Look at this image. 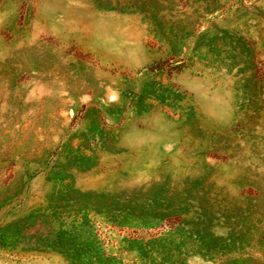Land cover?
<instances>
[{"label": "rangeland", "instance_id": "rangeland-1", "mask_svg": "<svg viewBox=\"0 0 264 264\" xmlns=\"http://www.w3.org/2000/svg\"><path fill=\"white\" fill-rule=\"evenodd\" d=\"M0 264H264V0H0Z\"/></svg>", "mask_w": 264, "mask_h": 264}]
</instances>
